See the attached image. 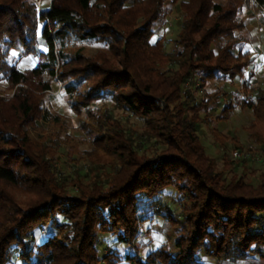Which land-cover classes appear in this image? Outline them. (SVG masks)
Instances as JSON below:
<instances>
[{
    "label": "trees",
    "instance_id": "obj_1",
    "mask_svg": "<svg viewBox=\"0 0 264 264\" xmlns=\"http://www.w3.org/2000/svg\"><path fill=\"white\" fill-rule=\"evenodd\" d=\"M167 3L178 4L181 13L172 51L155 37V27L166 23ZM252 8L264 11V0H51L40 12L32 0H0V79L20 91L32 78L41 79L37 86L43 91L61 79L72 110L93 119L85 129L95 149L109 157L88 173H61L48 151H33L21 128L38 114L48 120L49 111L40 114L26 96L15 109L22 119L18 126L0 114V264H114L112 257H120L113 251L100 257L98 234L136 244L143 225L162 216L160 208L155 213L154 197L181 183L190 188L194 206L192 237L179 239L172 250L162 243L144 259L136 250L120 261L222 264L264 258V87L250 85L252 71L245 78L254 58L242 16ZM96 16L102 21L94 22ZM77 42L103 45L107 55L122 58L119 67L106 57L85 58L80 49L69 55L66 49ZM40 43L45 52L38 51ZM13 51L20 60L37 58L36 67L19 68ZM66 63L76 67L64 75ZM213 81L241 84L242 97L236 94L233 101L234 93L220 90L197 103L193 89L201 92ZM106 100L140 119L147 133L133 139L118 121L97 114L103 110L94 104ZM236 106L253 114L246 130L263 166L256 185L244 176L219 181L214 160L199 145L200 124H209L221 107L216 118L227 122ZM199 110L206 113L202 119ZM152 141L160 149L149 153ZM8 186L32 197L18 202ZM37 232L49 236L40 241Z\"/></svg>",
    "mask_w": 264,
    "mask_h": 264
},
{
    "label": "rangeland",
    "instance_id": "obj_2",
    "mask_svg": "<svg viewBox=\"0 0 264 264\" xmlns=\"http://www.w3.org/2000/svg\"><path fill=\"white\" fill-rule=\"evenodd\" d=\"M215 1L223 3L226 0ZM32 2L36 5V9L39 12V10L44 11L48 9L51 0H32ZM166 9V23L163 26L155 27V37L158 39L162 38L166 43V50L172 51L173 41L179 32L181 13L178 4L172 5L167 3ZM105 16L104 14L103 18ZM242 16L246 20L247 32L250 34L252 45L250 43L248 49H252L254 64L257 59L260 61L259 65L255 67L253 84L254 86L264 87V11L258 8H252L249 11L245 10ZM103 18L100 19L96 16L94 17V22L99 23ZM44 23L42 20L39 21V26L41 28L44 27ZM78 49L82 51L85 58L91 60H94V58L98 60L97 57H106L108 64L110 63L116 68L119 67L117 66V62H120L122 59L112 56L113 54L107 55L105 52L106 48L103 45L91 42L71 44L66 51L70 55L74 54ZM45 50L44 44L40 43L38 51L45 52ZM11 60L17 63L19 68L24 70L33 69L37 64V58L32 56L20 60L19 54L15 51L11 54ZM74 67L76 66L73 63L64 64L63 67L61 66L62 74L64 73L65 75L70 70L72 71ZM47 79L48 77H45V80ZM40 81L41 79L32 78V83L30 85H22L21 87L24 90L20 91L19 87H13L5 79H0V114L12 124L18 126L22 119L16 116L15 109L19 102L26 96L30 98L29 104L37 108L40 114L49 111L51 117L48 120L43 119L42 114L41 116L38 114L36 121L32 122V124L25 121L26 125L24 123L25 126L21 128L23 133L24 129L25 134L28 133V139L33 145V151L35 153L45 150L48 151L47 153L51 157L50 159L53 160L57 170L61 173L72 174L75 177L76 173L80 170L83 173L95 170L94 166L99 162L100 158H103V161L109 160V157L97 152L98 149H95L94 142L88 136V132L85 129V127H89L93 123L92 117L88 116L87 111L77 113L72 110L69 98L64 91L63 86L65 83L56 77L51 82V88L43 91L37 86V83H40ZM80 90L84 92L85 85ZM220 90L228 92V94L234 93L235 95H230L233 101H236L237 97H242L240 84L232 86L223 81H213L207 84L201 92L193 89L192 95L197 100V103H199L202 98L205 99L207 95L215 94ZM94 105H96L94 107L103 110L102 112H96L94 110V112L101 115L107 114L118 121L133 139H137L142 134L147 133L140 119L129 115L125 109L115 106L110 101H99ZM221 110L222 107L209 124L202 123L198 127L199 145L204 147L207 154L214 160L213 164L219 181H229L233 176H236V178L244 176L247 182L256 185L259 171L263 166L259 146L252 142L246 130L253 120V114L249 109L243 110L236 106L230 119L225 122L216 118L220 115ZM205 116V111L199 110L198 118L202 119ZM0 122L3 123L4 121L0 119ZM90 128L92 129V126ZM262 128L264 129V126ZM215 133L219 134L220 137L217 138ZM153 144L154 142L152 141V144L148 146L149 153L156 148L160 149L159 146H152ZM238 146L240 149L235 148ZM236 151L243 152L244 158L242 157L240 159H247L246 162L241 163L239 159L235 158L234 153ZM98 167L104 168L106 165L103 166L101 164ZM91 180L82 179L85 184ZM5 189L18 202H27V199L32 197L21 189H14L9 186L5 187ZM154 201L159 203L156 205L155 213L160 208L163 210L161 213L162 216L156 214L152 221H148L143 225L136 244L129 246L124 243H118L111 235L98 234L97 251L100 257H103L107 250V252H110L109 250L113 251L120 258L127 254H135L136 250H138L141 258L144 259L148 253L155 251L162 243L169 244L172 250L176 241L179 239L192 237V225L195 220L192 214L195 212H192L194 206L192 205L190 188L185 183H181L179 189H176L175 186L167 187L154 197ZM165 215H168L167 218ZM260 228L258 227L257 229ZM48 236V233H36V237L40 241L46 240ZM120 258L113 256L111 261L114 264H126L125 261H120ZM203 263L218 264L216 261L210 259H204ZM12 264L21 263L18 260H14ZM222 264H264V258L261 259L252 256L245 260L229 261Z\"/></svg>",
    "mask_w": 264,
    "mask_h": 264
},
{
    "label": "crops",
    "instance_id": "obj_3",
    "mask_svg": "<svg viewBox=\"0 0 264 264\" xmlns=\"http://www.w3.org/2000/svg\"><path fill=\"white\" fill-rule=\"evenodd\" d=\"M251 45H252V43H251ZM252 50V49H251ZM258 58H259V56H258ZM259 63H260V61H259V59H257L256 60V63L254 64L253 63V66L251 67V69H247V71H246V74H245V78L247 79L248 78V74L252 71L253 73H254V71H255V67L257 66V65H259ZM254 77H255V73H254ZM254 77H253V79H252V81H251V86H254ZM238 84V83H237ZM253 84V85H252ZM240 88H241V84H240Z\"/></svg>",
    "mask_w": 264,
    "mask_h": 264
},
{
    "label": "built area",
    "instance_id": "obj_4",
    "mask_svg": "<svg viewBox=\"0 0 264 264\" xmlns=\"http://www.w3.org/2000/svg\"><path fill=\"white\" fill-rule=\"evenodd\" d=\"M39 12H40V10H39ZM234 156H235V158L240 159V158H242L244 156V154L241 151H236L234 153Z\"/></svg>",
    "mask_w": 264,
    "mask_h": 264
}]
</instances>
